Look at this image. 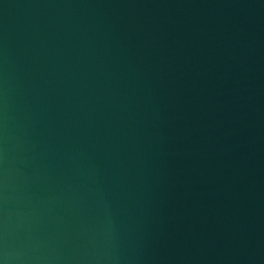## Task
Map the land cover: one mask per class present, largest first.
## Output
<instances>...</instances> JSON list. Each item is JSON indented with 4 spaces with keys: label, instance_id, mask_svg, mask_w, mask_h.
Masks as SVG:
<instances>
[{
    "label": "water",
    "instance_id": "obj_1",
    "mask_svg": "<svg viewBox=\"0 0 264 264\" xmlns=\"http://www.w3.org/2000/svg\"><path fill=\"white\" fill-rule=\"evenodd\" d=\"M0 264H264V0H0Z\"/></svg>",
    "mask_w": 264,
    "mask_h": 264
}]
</instances>
